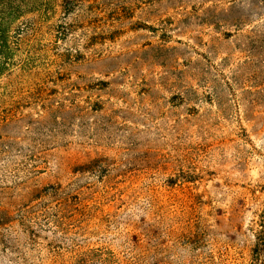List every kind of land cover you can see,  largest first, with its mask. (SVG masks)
<instances>
[{"label":"rangeland","instance_id":"obj_1","mask_svg":"<svg viewBox=\"0 0 264 264\" xmlns=\"http://www.w3.org/2000/svg\"><path fill=\"white\" fill-rule=\"evenodd\" d=\"M23 6L0 264H264L263 0Z\"/></svg>","mask_w":264,"mask_h":264},{"label":"trees","instance_id":"obj_2","mask_svg":"<svg viewBox=\"0 0 264 264\" xmlns=\"http://www.w3.org/2000/svg\"><path fill=\"white\" fill-rule=\"evenodd\" d=\"M24 0H0V76L11 64V56L13 53V33L16 31L17 24L20 23L24 17L26 7L23 6ZM264 2V0H263ZM42 87L32 93L30 97L40 98L43 93ZM99 109H96L98 111ZM40 144V148H45ZM34 173H39V170L34 169ZM49 196L58 197L62 189L59 187H51L49 189ZM0 219V228L6 223ZM23 222V221H21ZM263 236L257 237L258 242L253 252L255 260H261L262 252H264V231L261 232Z\"/></svg>","mask_w":264,"mask_h":264}]
</instances>
